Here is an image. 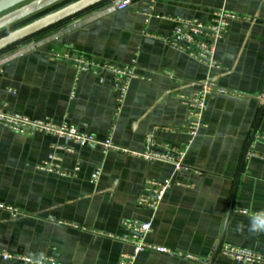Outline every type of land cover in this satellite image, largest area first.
<instances>
[{"label": "crops", "instance_id": "crops-1", "mask_svg": "<svg viewBox=\"0 0 264 264\" xmlns=\"http://www.w3.org/2000/svg\"><path fill=\"white\" fill-rule=\"evenodd\" d=\"M220 10L237 18L216 45L218 68L170 45L169 19L208 24ZM92 11L0 52V110L108 137L130 153L0 127V251L119 264L132 250L119 241L122 222L132 221L151 223L145 242L166 251L140 252L135 264H256L223 251L264 257V0H130L123 10ZM76 59L114 67L135 59L119 110L112 73L78 72ZM203 82L216 88L190 139L180 97ZM150 145L170 161L134 155ZM185 148L175 169L166 151ZM51 153L69 177L37 169ZM164 180L172 186L156 211L136 205L147 182Z\"/></svg>", "mask_w": 264, "mask_h": 264}, {"label": "built area", "instance_id": "built-area-1", "mask_svg": "<svg viewBox=\"0 0 264 264\" xmlns=\"http://www.w3.org/2000/svg\"><path fill=\"white\" fill-rule=\"evenodd\" d=\"M129 3L130 0H121L118 4H115V6L103 12H115L117 10H123L129 5ZM213 16V19L208 24H199L197 21L189 19H169L172 22L173 27L168 41L174 49L186 53L190 58L196 60L197 62L201 64L204 63L211 68H218L215 63L216 45L219 43V40H221L226 34L230 21L235 20L237 16L228 14L222 10L215 12ZM39 44V42H36L32 44L31 47H37ZM23 50L25 49H20L17 54L23 52ZM73 63L78 72H83V70L90 69L93 72L97 73L101 69H106L112 73L114 77L113 87L116 94V104L118 105L119 110L126 96L128 84L132 79L135 78L133 68L135 59H133L128 65L121 67H114L109 65L97 66L84 59H76ZM215 88V84L211 82H203L197 92L193 93L190 96L180 97L181 102L186 107H188V122L186 133L188 134V136H190V139L196 137L195 135L202 127V116L206 108V99ZM260 99L264 101V94L260 95ZM0 127L7 129L15 134H21L25 136L32 135L34 131H40L50 137L55 136L58 139L65 140V142H69L79 147L99 146L102 152L113 150L118 152L121 151L124 153H130L126 149L115 146L111 138L107 137L101 141L96 139L92 135L86 133L84 134L78 131L75 127H72L70 125H56L54 123L36 120L31 121L28 118L17 114H6L2 110H0ZM185 150L186 148L171 149L169 151H166L167 153L174 154V156L176 157V161L173 162L175 169H178L181 166V160L185 155ZM134 155H139L144 159L151 161H170L167 156L156 152L153 149L152 145H150V149L147 152H144L142 154L137 153ZM55 161L56 157L54 156V153H51L46 161L37 166V169L49 174L53 173L61 177H69L70 173L68 174L67 172L62 170L60 166L55 163ZM98 176L99 173L94 172V174L92 175V180L97 179ZM171 186L172 182L170 180L147 182L145 187L143 188V192L138 196L136 200V205L147 208L151 211H156L163 196ZM122 223L123 229L126 232V236L120 238L119 241L128 243L131 246L132 250L130 254L124 253L120 256L121 259L119 261V264H135L137 256L140 254V252L143 251L166 253L164 249L160 247H153L145 242L144 237L151 231V223H137L132 221H124ZM223 252L224 254L229 255L239 262L244 261L249 263L264 264V257L260 255L258 256L245 250L240 251L235 249H226ZM0 259L25 264H59L57 260H54V258L51 256L40 255L36 258H32L23 254H11L4 251H0Z\"/></svg>", "mask_w": 264, "mask_h": 264}, {"label": "water", "instance_id": "water-1", "mask_svg": "<svg viewBox=\"0 0 264 264\" xmlns=\"http://www.w3.org/2000/svg\"><path fill=\"white\" fill-rule=\"evenodd\" d=\"M69 0H0V32L10 30L24 23L30 18L46 13ZM121 0H75L64 7L48 12L30 23L6 33L0 37V52L30 39L48 28L65 22L66 20L81 15L86 11L97 15L106 11ZM104 4V5H103ZM103 5L102 7H99Z\"/></svg>", "mask_w": 264, "mask_h": 264}, {"label": "trees", "instance_id": "trees-1", "mask_svg": "<svg viewBox=\"0 0 264 264\" xmlns=\"http://www.w3.org/2000/svg\"><path fill=\"white\" fill-rule=\"evenodd\" d=\"M70 1V0H69ZM55 9H57V7L56 8H54V9H50L49 11H53V10H55ZM49 11H47V12H49ZM47 12L46 13H44V14H47ZM44 14H41V15H44ZM41 15H39V16H41ZM39 16H36V17H33V18H30V20H32V19H34V18H37V17H39ZM30 20H28V21H26V22H24V23H21V24H19V25H17V26H15V27H19V26H21V25H24V24H26V23H29L30 22ZM64 23V22H63ZM61 24V23H60ZM56 26V25H55ZM14 27V28H15ZM54 27V26H53ZM14 28H12V29H10V30H7V31H3V32H0V37L1 36H3V35H5L6 33H8V32H10L11 30H14ZM50 28H52V27H50ZM49 29V28H48ZM47 31V30H46ZM43 32H45V31H43ZM42 33V32H41ZM40 34V33H39ZM36 35H38V34H36ZM35 36V35H34ZM33 37V36H32ZM31 39V38H30ZM30 39H28V40H30ZM25 41H27V40H25ZM24 41V42H25ZM21 43H23V42H21ZM21 43H18V44H21ZM14 45H16V44H14ZM12 47H14V46H12ZM11 48V47H10ZM7 49H9V48H7ZM4 51V50H3ZM2 52V51H1Z\"/></svg>", "mask_w": 264, "mask_h": 264}]
</instances>
